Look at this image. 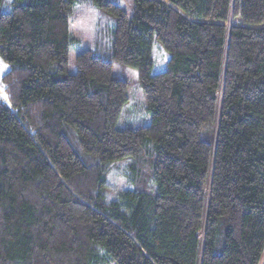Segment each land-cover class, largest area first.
<instances>
[{
	"label": "trees",
	"instance_id": "trees-1",
	"mask_svg": "<svg viewBox=\"0 0 264 264\" xmlns=\"http://www.w3.org/2000/svg\"><path fill=\"white\" fill-rule=\"evenodd\" d=\"M10 5L0 12V264H258L264 0ZM83 5L96 13L92 47L70 72L69 18ZM155 38L170 57L151 74ZM115 62L137 70L147 125L116 126L128 81ZM120 159L133 187L107 201Z\"/></svg>",
	"mask_w": 264,
	"mask_h": 264
},
{
	"label": "rangeland",
	"instance_id": "rangeland-1",
	"mask_svg": "<svg viewBox=\"0 0 264 264\" xmlns=\"http://www.w3.org/2000/svg\"><path fill=\"white\" fill-rule=\"evenodd\" d=\"M12 0H3L0 5V12L8 11L11 7ZM132 3L124 2L123 6L127 11H130ZM96 13L87 5L76 7L72 16L69 18V34L71 36L69 42V54L67 69L70 72H74L75 58L74 55L77 51L92 47L94 19ZM235 25H241V21L238 17L232 21ZM151 57L152 68L151 74L162 71L167 68V61L170 57L168 51H166L162 44L155 38L151 41ZM7 67L5 61L0 58V73ZM113 72L119 78H125L128 81L127 84V101L121 109V113L116 120V126L118 128H125L126 126L147 125L150 121V113L146 110L145 99L143 98L142 89L138 84L137 70L133 67H129L124 64L113 63ZM0 75V100L6 101L7 98L3 91V84ZM127 163L128 159L116 160L112 166V171L107 176L105 190L106 200L110 201L117 198L120 191L133 187L132 181L127 178ZM258 264H264V252L262 253Z\"/></svg>",
	"mask_w": 264,
	"mask_h": 264
},
{
	"label": "crops",
	"instance_id": "crops-1",
	"mask_svg": "<svg viewBox=\"0 0 264 264\" xmlns=\"http://www.w3.org/2000/svg\"><path fill=\"white\" fill-rule=\"evenodd\" d=\"M6 69H7V67H5L3 71H5ZM3 71L0 73V75L3 73Z\"/></svg>",
	"mask_w": 264,
	"mask_h": 264
}]
</instances>
